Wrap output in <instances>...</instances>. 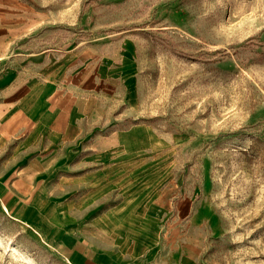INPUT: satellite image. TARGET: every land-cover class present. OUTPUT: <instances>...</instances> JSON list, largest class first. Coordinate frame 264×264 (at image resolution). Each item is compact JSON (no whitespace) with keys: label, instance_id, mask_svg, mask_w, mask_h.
<instances>
[{"label":"rangeland","instance_id":"rangeland-1","mask_svg":"<svg viewBox=\"0 0 264 264\" xmlns=\"http://www.w3.org/2000/svg\"><path fill=\"white\" fill-rule=\"evenodd\" d=\"M27 1L44 18L31 47L92 65L110 129L145 137L122 157L143 199L120 209L110 187L93 202L110 238L172 225L208 264H264V0ZM51 178L55 193L86 192ZM12 203L0 200V264H62Z\"/></svg>","mask_w":264,"mask_h":264},{"label":"crops","instance_id":"crops-1","mask_svg":"<svg viewBox=\"0 0 264 264\" xmlns=\"http://www.w3.org/2000/svg\"><path fill=\"white\" fill-rule=\"evenodd\" d=\"M35 9L27 0H0V200L17 202L22 230L62 264H208L181 228L173 235L171 225L163 236L154 226H132L130 238L118 241L95 219L93 202L110 187L122 190L120 209L143 199L130 194L140 180L128 176L122 157L145 137L139 128L110 129L104 79L92 65L81 71L75 58L63 65L54 49L31 47L44 22ZM55 175L86 192L55 193Z\"/></svg>","mask_w":264,"mask_h":264}]
</instances>
